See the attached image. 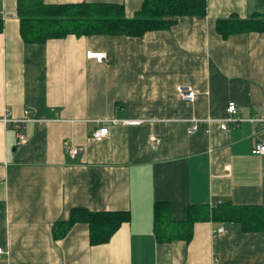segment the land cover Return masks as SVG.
Masks as SVG:
<instances>
[{
	"label": "crops",
	"instance_id": "obj_1",
	"mask_svg": "<svg viewBox=\"0 0 264 264\" xmlns=\"http://www.w3.org/2000/svg\"><path fill=\"white\" fill-rule=\"evenodd\" d=\"M19 1L0 0V264H264V231L200 221L190 241H160L155 216L158 203L173 222L187 221L193 205L264 208V155L253 153L264 144V32L241 24L264 19V0H206V15L142 36L41 44L24 41ZM41 1L120 5L130 19L143 3ZM227 20L240 24L225 36ZM179 86L197 100H184ZM231 102L242 121L223 130L217 121ZM7 109L14 118L31 112L25 145L1 121ZM101 127L109 134L97 141ZM66 143L80 155L69 157ZM77 208L128 211L130 220L105 244L90 243L84 222L55 236Z\"/></svg>",
	"mask_w": 264,
	"mask_h": 264
},
{
	"label": "trees",
	"instance_id": "obj_2",
	"mask_svg": "<svg viewBox=\"0 0 264 264\" xmlns=\"http://www.w3.org/2000/svg\"><path fill=\"white\" fill-rule=\"evenodd\" d=\"M21 35L27 43H46L51 39H63L69 35H126L142 36L149 31L170 29L177 20L186 16H204L207 13L206 0H143L134 18L125 16L124 7L114 4L79 3L46 4L41 0H21L18 3ZM240 23L221 21L227 25V36ZM245 30L264 32V19L243 21ZM3 24L0 22V32ZM165 204L155 206L156 231L160 241L185 239L190 241L193 226L200 221L215 223H239L243 230L264 231V208L255 205H237L221 202L212 205H193L184 222L170 221L162 211ZM130 220L128 211H89L74 209L69 220L54 227V235L65 236L77 222H84L90 228V243H108L121 225ZM189 231V232H187Z\"/></svg>",
	"mask_w": 264,
	"mask_h": 264
},
{
	"label": "built area",
	"instance_id": "obj_3",
	"mask_svg": "<svg viewBox=\"0 0 264 264\" xmlns=\"http://www.w3.org/2000/svg\"><path fill=\"white\" fill-rule=\"evenodd\" d=\"M88 58L90 59H95L99 63H110L111 59L107 56L106 53L104 52H89L87 54ZM178 92L180 96L187 101L190 102H195L198 98L197 92L190 86H179L178 87ZM30 111L26 110L24 112V115L22 118H14L10 112L9 109L5 110V113L2 117V122L7 125H11L17 132V137H18V143L20 145H25L27 143V137L25 133V124L30 121ZM227 116L222 119L217 121L220 124L221 129L227 130L229 129L232 125L237 124L242 121L241 118L238 116V107L234 102L229 103L228 108H227ZM110 122L112 123H118V122H124V123H136L132 121H122V120H111ZM200 121H195L193 127L189 130L190 133L197 132L200 128L199 126ZM207 122L209 124L215 122L213 119H208ZM109 134V128L108 127H101L97 128L93 133L92 137L100 141L103 138H105ZM153 140L159 141L156 139V137H153ZM65 151L67 155L71 158H76L77 156L80 155L81 153V148L80 147H74L68 143L65 144ZM254 154L258 155H264V144L259 143L257 144L254 149H253ZM214 204H212L213 206ZM224 231V228L218 227L215 229V233H221ZM5 251L0 248V260L2 259L3 254Z\"/></svg>",
	"mask_w": 264,
	"mask_h": 264
}]
</instances>
